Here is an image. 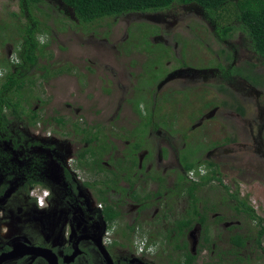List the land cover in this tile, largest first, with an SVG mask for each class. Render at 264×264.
<instances>
[{
  "label": "flooded vegetation",
  "instance_id": "af4514ba",
  "mask_svg": "<svg viewBox=\"0 0 264 264\" xmlns=\"http://www.w3.org/2000/svg\"><path fill=\"white\" fill-rule=\"evenodd\" d=\"M51 1V11L75 14ZM44 3L11 0L0 13V83L23 66L22 93L36 91L32 70L51 91L66 87L48 101L52 117L40 115L41 96L23 95L26 114L0 132V264H243L246 248L244 264L264 263V216L223 179L240 148L264 160V53L240 23L195 2L140 11L138 29L147 28L129 47L136 53L114 44L115 58L87 60L74 74V60L50 50L57 31ZM178 8L196 26L173 32L184 19ZM42 59L50 64L38 67ZM124 59L136 68L129 95ZM217 186L222 200L205 192Z\"/></svg>",
  "mask_w": 264,
  "mask_h": 264
},
{
  "label": "rangeland",
  "instance_id": "374dc122",
  "mask_svg": "<svg viewBox=\"0 0 264 264\" xmlns=\"http://www.w3.org/2000/svg\"><path fill=\"white\" fill-rule=\"evenodd\" d=\"M11 0H0V13L4 14V8L8 6V3ZM46 3L43 4V9H45V12L48 16L47 23H51L55 21L56 31H57V37L53 36L50 37L53 41V49H50L51 52L54 53V56L56 54L57 59L68 57L70 59L74 60V64L77 65H71L72 69L74 71V74L80 72V69H85V66L88 63L87 60L91 59H99V58H115L114 55L117 52L112 46L114 44H127L129 43L128 49H123L127 53H136L137 50L133 49L132 47L129 49L130 45H134L137 43L139 39L146 37L145 35V29L147 26H142L143 32L138 29V26L140 23H144L145 20L141 19L139 17V13L137 12H130L127 14H123L116 17H107L102 20H98L93 23H82L79 21L75 14H73V11L70 9V11L66 14L56 11H51L52 6H55V2L51 0H45ZM12 8H15L17 10V3ZM180 15L185 12V10H181L178 8L176 10ZM66 15V16H64ZM51 17L54 18V21L51 20ZM180 17H184L179 27L175 28L173 30L176 31L180 28L187 29L188 24L191 26H196V16H188V15H181ZM1 19V14H0ZM149 20V19H148ZM234 23V21H233ZM198 25V24H197ZM151 26H148V29H150ZM178 32V31H176ZM179 34V33H178ZM48 37V36H46ZM46 37L43 36L45 39ZM105 37L107 39H105ZM105 44V45H104ZM158 47V46H156ZM135 58V57H133ZM120 63H122L121 66L118 67V70L121 73V79L122 83H124L127 86V94L129 95L131 88L133 87L132 81L133 79H129L130 77V71L135 75L136 74V68H130L129 67V60L124 59L121 60ZM50 64V62H45V60H39L38 67H41L43 65ZM92 64V63H91ZM86 72V71H85ZM110 70H106L105 73H110ZM32 73L35 74V79L38 83V86L35 87L36 91H31L28 93H24V97L32 95V96H41L42 101L40 102V106H38V111L40 115L47 114L49 117H52L56 113V109L52 108V105L56 103H48V101L53 100V96L57 95V91L64 93L66 91V87H63L59 85L58 87L54 85L55 89L51 91L50 86H44L43 85V79H41L38 74H40L39 71L32 70ZM32 74V75H33ZM88 79V77H87ZM81 82L83 79L80 77ZM42 82L41 85H39ZM148 81H145V84H147ZM82 94L86 95L88 99H90L89 102H91V107L94 108V110H97V106L93 105L92 102L96 101L94 98L95 93L92 92L87 86L83 85ZM119 86L116 88L114 97L119 96ZM100 94V93H99ZM97 94V95H99ZM73 98V97H69ZM33 101V100H32ZM36 102V101H33ZM38 103V102H36ZM36 103H33L32 105H35ZM48 103V104H47ZM89 104V105H90ZM23 109V108H21ZM28 106L26 105L25 111L28 110ZM89 109V108H88ZM26 113L24 112L22 116H24ZM21 121V120H20ZM19 120L16 121L15 125L13 123V126H21L20 128H23V121L20 122ZM40 127L37 126V129ZM36 129V130H37ZM23 130H29L28 128L24 127ZM38 131V130H37ZM243 139V138H241ZM247 142L250 145V139L248 140H241L240 142ZM248 151V153H247ZM256 156H254L251 151L245 150V148H240L239 151V166L237 167L231 160L226 161L225 164H228L229 166L225 168L224 172V182L226 184H229L231 189H234L236 185L239 187L240 195L247 197L250 201V203L254 206H256L257 212L264 216V160L262 156L255 153ZM253 158V160H252ZM252 160V161H251ZM237 187V188H238ZM207 196H217L222 200L223 196L226 197L225 191L217 186L216 189H209L207 191ZM253 245L255 243L252 242ZM229 244L225 241H222L220 243L221 247H229ZM256 248H258L256 246ZM243 252H241V257L244 259V263H246V260L250 259L246 257L245 255H248L249 253L247 251H250L249 248H246ZM251 255V254H250ZM263 255V254H262ZM254 260V259H253ZM264 260V255L263 259ZM243 263V264H244ZM264 264V263H262Z\"/></svg>",
  "mask_w": 264,
  "mask_h": 264
},
{
  "label": "trees",
  "instance_id": "16d2710c",
  "mask_svg": "<svg viewBox=\"0 0 264 264\" xmlns=\"http://www.w3.org/2000/svg\"><path fill=\"white\" fill-rule=\"evenodd\" d=\"M74 9L75 15L82 23H93L107 17H116L130 12L157 10L169 7L175 2H195L210 14L217 16L221 22L231 23L237 20L240 27L252 40L254 49L264 53V0H63ZM233 24L226 26L230 30ZM225 30L223 31L224 34ZM42 45L40 51L44 50ZM27 62L35 63L36 49L28 46ZM27 66V65H26ZM27 73L23 66L17 72L9 71L5 81L0 83V132L11 134L7 128L9 117H21L24 110L22 87L27 84ZM31 85L34 81H30ZM11 86V87H10ZM10 87V88H9ZM34 123L38 121L37 113H31ZM247 205L246 202L243 201ZM261 219V218H260ZM263 220V219H262ZM264 221V220H263ZM264 230V225L262 226Z\"/></svg>",
  "mask_w": 264,
  "mask_h": 264
},
{
  "label": "built area",
  "instance_id": "2783aa9c",
  "mask_svg": "<svg viewBox=\"0 0 264 264\" xmlns=\"http://www.w3.org/2000/svg\"><path fill=\"white\" fill-rule=\"evenodd\" d=\"M39 203H42V196H38Z\"/></svg>",
  "mask_w": 264,
  "mask_h": 264
},
{
  "label": "clouds",
  "instance_id": "9594fccd",
  "mask_svg": "<svg viewBox=\"0 0 264 264\" xmlns=\"http://www.w3.org/2000/svg\"><path fill=\"white\" fill-rule=\"evenodd\" d=\"M149 251H150V252H154L155 250H154V249H152V248H150V249H149Z\"/></svg>",
  "mask_w": 264,
  "mask_h": 264
}]
</instances>
